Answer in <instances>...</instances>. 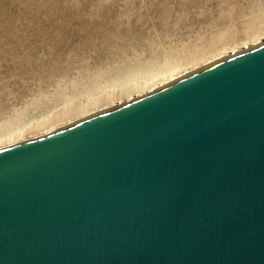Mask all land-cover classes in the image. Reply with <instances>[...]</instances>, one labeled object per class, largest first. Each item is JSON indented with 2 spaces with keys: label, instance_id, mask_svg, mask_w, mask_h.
<instances>
[{
  "label": "water",
  "instance_id": "obj_1",
  "mask_svg": "<svg viewBox=\"0 0 264 264\" xmlns=\"http://www.w3.org/2000/svg\"><path fill=\"white\" fill-rule=\"evenodd\" d=\"M0 264H264V42L0 148Z\"/></svg>",
  "mask_w": 264,
  "mask_h": 264
},
{
  "label": "rangeland",
  "instance_id": "obj_2",
  "mask_svg": "<svg viewBox=\"0 0 264 264\" xmlns=\"http://www.w3.org/2000/svg\"><path fill=\"white\" fill-rule=\"evenodd\" d=\"M262 41L264 0H0V148L67 125L80 102L102 111Z\"/></svg>",
  "mask_w": 264,
  "mask_h": 264
},
{
  "label": "bare ground",
  "instance_id": "obj_3",
  "mask_svg": "<svg viewBox=\"0 0 264 264\" xmlns=\"http://www.w3.org/2000/svg\"><path fill=\"white\" fill-rule=\"evenodd\" d=\"M262 42H264V41H262ZM241 52H243V50L241 51ZM233 54H238L237 52L235 53V52H232V53H230L228 56H230L231 57V55H233ZM226 58H228V57H226V56H223V57H221L220 59H218V61H214V62H219V61H221V60H224V59H226ZM212 64H214V63H211V64H209V65H207V66H210V65H212ZM191 74V73H190ZM187 74H181V75H179V76H177V78H175V77H173V78H169L167 81H165L164 83H162V84H158V83H151V84H148V85H146V86H143V88L142 89H148V91H150V92H152V91H154V90H157V89H159V88H162V87H164V86H166V85H168V84H171V83H173V82H175V81H177V80H179V79H182L183 77H185ZM158 84V85H157ZM157 85V86H156ZM140 87V86H139ZM138 87V88H139ZM137 88V86H135V88L133 87V88H129L128 89V91H126V92H128L129 93V96H130V93H133V94H135L136 93V89ZM125 92V93H126ZM137 92H138V90H137ZM127 94V93H126ZM111 96H113V95H107L106 97L104 96V98L102 99L104 102V104H106V103H109L110 102V104L113 102V98L115 99V100H119L117 103H116V105L114 104V105H109V107H107L106 109H103L102 111H97L96 113H94L93 111L94 110H96L95 108L96 107H98L97 106V102L98 101H95L94 99V101H87V102H80V103H78L77 104V106H75L74 108H69L68 110H65V117L64 118H66V119H68V122L69 123H67V125H65V126H62V127H59L58 129H56V130H50V131H45L44 133H42V135H38V137H41V136H44V135H46V134H49V133H51V132H54V131H57V130H59V129H62V128H64V127H67V126H70V125H72V124H75V123H77V122H79V121H82V120H84V119H87V118H89V117H92V116H94V115H97V114H99V113H102V112H104V111H107V110H109V109H112V108H115V107H117V106H120L121 104H125L126 102H129V100H134L135 98H130V99H126L125 101H120L121 100V97H122V95H117L116 94V96H114L113 98L111 97ZM111 97V98H110ZM120 102H122V103H120ZM103 104V105H104ZM120 104V105H119ZM84 115V116H83ZM80 116V118H78V119H75L76 117H79ZM82 116V117H81ZM64 118H63V120H64ZM74 119V120H73ZM60 120H62V118H60ZM70 120V121H69ZM73 120V121H72ZM35 132V131H34ZM34 134V133H33ZM29 135H32V133H30V132H27L26 133V131H24V132H22L21 134H18L16 137L14 136V137H11V138H8V139H6V142H11V141H14L15 139H19V138H23V137H27V136H29ZM38 137H35V135L33 136V138H38ZM32 138V139H33ZM29 140V139H28ZM27 139L26 140H24V141H28ZM31 140V139H30ZM4 143V141L2 142V143H0V144H3ZM13 144H15V143H13ZM12 144V145H13Z\"/></svg>",
  "mask_w": 264,
  "mask_h": 264
}]
</instances>
